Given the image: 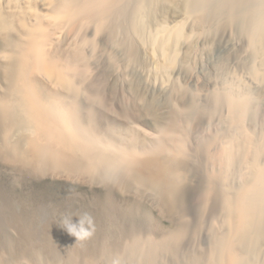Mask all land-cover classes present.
<instances>
[{"label":"bare ground","instance_id":"bare-ground-1","mask_svg":"<svg viewBox=\"0 0 264 264\" xmlns=\"http://www.w3.org/2000/svg\"><path fill=\"white\" fill-rule=\"evenodd\" d=\"M146 3L0 0V154L35 173L112 178L109 174L121 172L123 185L157 199L175 220L162 239L144 240L146 226L133 223L135 216L130 230L115 229L129 231L132 240L104 244L98 264H264V107L250 104L241 91L220 90V78L211 72L201 75L179 65L176 72L187 85L210 84L213 95L201 103L202 95L186 82L172 88L173 100L159 106L161 137L149 148L118 146L97 131L95 115L88 114L105 82L117 85L121 77L120 63L110 64L104 55V38L116 40L127 60L133 57L130 39L119 36ZM189 6L199 10L202 46L208 41L204 33L213 30L211 46L221 50L216 67L232 66L244 90L257 92L263 102L264 0H190ZM72 34L77 35L69 41ZM181 36L176 30L172 41ZM193 47L184 44L185 59L194 56ZM131 85L137 94L151 91L141 82ZM216 120L221 128L205 133L203 125ZM102 232H95L97 242Z\"/></svg>","mask_w":264,"mask_h":264},{"label":"rangeland","instance_id":"rangeland-1","mask_svg":"<svg viewBox=\"0 0 264 264\" xmlns=\"http://www.w3.org/2000/svg\"><path fill=\"white\" fill-rule=\"evenodd\" d=\"M189 1L147 0L145 7H142L144 11L141 9L136 11L139 14L135 13V16L131 19L133 21H129V24L126 22V30L121 31L119 36L121 39L129 38L135 49L134 56L128 58L129 60H127V57L130 56L116 40L108 37L103 40L104 55L107 61H110V64L120 63L117 66H119L121 77L117 85L112 86L111 83L105 82L100 100L94 102L95 104L90 108L91 111L88 112L86 108L85 114L86 111L88 114L93 112L97 131L103 137L114 140L118 146L135 145L139 147L138 149L141 146L145 149L160 139V131L157 129L159 128L157 125L158 112H160L162 106L173 100L170 90L175 86L181 84L183 86L186 82L184 86H188L187 88L192 89L191 91L194 93L199 92V96L202 95L200 96L201 103H206L211 94L213 95L210 84L201 86L199 83L189 82L187 85V81L181 76L178 77L177 72L182 67L192 68L201 75L211 72L221 79L222 83L220 79L218 80L220 90L229 88L234 94L239 93L238 95H240L242 93L241 95L249 99L250 104L255 100L256 107L260 110L264 107V100L262 102L260 94L253 90H244L246 88L240 76L236 75L237 73L235 74L234 69V73L231 71L232 66L230 68L222 65L216 67V62L221 59V50L216 45L211 46L209 38H212L213 30L204 33L208 41L203 46L202 43H199L200 36H203L201 27H199L200 31L195 21V15L198 16L199 10L191 8ZM135 19L137 21H134ZM179 29L182 31V36L179 41L173 42L172 38L176 30L178 32ZM76 35H70L68 37L69 41ZM170 36L171 39H168ZM186 43H191L192 46L197 48L194 56L189 59H185L183 53L184 44ZM125 55L127 56L125 57ZM179 65H182V67H178ZM220 67L222 71L219 70ZM215 71L217 72L215 73ZM140 82L141 86L146 84L145 86L151 88V91H148V93L144 90L143 92L140 91L141 95L137 94L138 91H133L131 84L136 86ZM219 88L217 87L218 90ZM207 95L208 97H206ZM166 96L169 98L168 100H166ZM149 102L150 104H148ZM257 103L262 104V107H259ZM151 104L154 105L152 108ZM221 126L222 123L220 122L206 123L203 125V130H206L205 133H209L212 130L215 131L217 127L220 129ZM109 175L112 178L92 177L80 172L65 170L35 173L26 170L20 163L10 161L5 155L0 154V264H98L99 259L104 258L102 254L105 250L101 251L104 244L124 242L126 237L129 241L132 240V235L129 236V231L126 230L135 221L138 223L143 221L141 224L146 226V229H144L146 233H150L149 230L153 232H151L152 234L147 233L146 237L144 232L142 234L144 240H149L150 238L147 237L149 235L152 238L157 236L158 239L156 240H160L166 236L163 234L166 233L165 231L171 232L174 230L175 220L157 199L152 197L148 199L132 192L127 186L123 185L124 182L121 180L123 174L121 172ZM114 175L117 176L116 179ZM138 210L139 212H137ZM85 212L92 217L94 226L96 220L100 223H97V226L101 225L103 230V239L98 236L99 240L102 239L101 242H97L94 236L95 232L101 229L97 226H95L96 231H94L91 238L77 242V238L71 235L62 225L61 221L65 217H70L73 223H78L80 216ZM135 216L138 220L134 218ZM126 217L127 220L124 221L123 219H126ZM132 218H134V221ZM113 221L117 225L116 223L115 225L112 224ZM132 221L133 223L130 224ZM124 226L126 227L124 228ZM117 228L118 230L126 229H123V233H126V235L119 231L122 238H118V231L115 230ZM154 232L158 235H155ZM162 235L165 236L162 237ZM95 247L97 251H95Z\"/></svg>","mask_w":264,"mask_h":264},{"label":"clouds","instance_id":"clouds-1","mask_svg":"<svg viewBox=\"0 0 264 264\" xmlns=\"http://www.w3.org/2000/svg\"><path fill=\"white\" fill-rule=\"evenodd\" d=\"M61 222L66 230L77 238V242L91 238L95 231L93 219L86 212L80 216L78 223H73L70 217L63 218Z\"/></svg>","mask_w":264,"mask_h":264}]
</instances>
